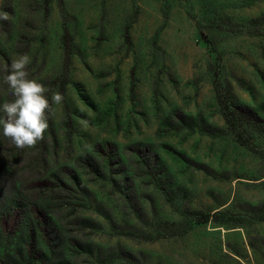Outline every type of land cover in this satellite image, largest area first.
<instances>
[{
    "label": "rangeland",
    "instance_id": "rangeland-1",
    "mask_svg": "<svg viewBox=\"0 0 264 264\" xmlns=\"http://www.w3.org/2000/svg\"><path fill=\"white\" fill-rule=\"evenodd\" d=\"M0 9L10 16L0 21V99L23 54L28 78L53 86L64 22L74 49L63 101L49 92L44 166L20 160L12 172L0 149L9 165L0 213L24 196L28 209L70 222L54 243L69 264H264V0H0ZM215 54L249 116L246 145L216 100ZM45 181L59 207L44 202ZM196 214L210 219L195 224ZM166 226L178 234L159 237ZM28 240L24 229L0 235V256L37 264Z\"/></svg>",
    "mask_w": 264,
    "mask_h": 264
},
{
    "label": "trees",
    "instance_id": "trees-1",
    "mask_svg": "<svg viewBox=\"0 0 264 264\" xmlns=\"http://www.w3.org/2000/svg\"><path fill=\"white\" fill-rule=\"evenodd\" d=\"M45 3L48 4L49 0H45ZM63 33L61 37L62 46H63V62L60 74L53 82V86L48 88L49 91L45 93V96L49 100V92L52 89H57V91L64 96L66 92V87L69 84V72L72 62V56L74 54L73 49V38L67 27L66 22L63 23ZM215 60L213 63H209L207 67L208 74L210 75V79L214 88L216 100L220 107L223 119L226 123L228 130L234 135L237 140L243 145H246V142L241 139V135L239 133V127L241 124L251 126L249 116L246 111L240 109L237 105L234 104L232 100V96L229 90L227 83L224 80L223 74V66L221 63V58L218 54H215ZM56 88H52V87ZM5 96L0 99V106L4 103L14 102L15 96L12 94V91L5 92ZM50 109V107H49ZM46 118L48 122V129L45 131L44 136L47 134L51 135L53 133L51 122L49 119V110H46ZM4 116V113L0 111V117ZM0 149L4 145H8V152H6L10 157L15 161V166L11 168L12 172H15L14 167H17L21 162L24 161L25 168L32 167L37 164L43 165L46 162V159L43 157L45 155V151L43 150L42 140L37 143L35 147L32 148H17L9 138H4L0 140ZM5 154V155H7ZM23 166V167H24ZM44 166V165H43ZM0 168H8L9 165L2 162L0 163ZM16 174V173H15ZM17 177V176H15ZM18 180V178H17ZM53 185V184H52ZM49 193L52 190L49 187V183L47 181L42 182L41 186ZM53 188L55 186L53 185ZM44 202L47 203V207L56 206L59 207L58 200L56 196L50 195L48 198L44 199ZM29 205V204H28ZM30 208L27 206V198L24 196L20 198L16 202L13 200L12 203L7 204L6 208L0 213V235L3 237L15 235L20 233L21 231L26 230L28 232L29 240L25 244V251L27 252V261L37 264H69L67 260H65L64 256L56 255L54 252V248H60L62 246L55 247L56 242L64 240L65 234L70 232L69 226L70 222H59L54 221V219L50 218L47 214L43 213L42 210L37 208L35 203H30ZM27 211H30L33 214L32 219L27 220ZM188 215V214H187ZM210 219L209 215L205 214H196L194 215L195 224H203L208 222ZM165 230H160L161 233L159 237H169L177 235L175 229H178L177 226H166ZM61 245H63L61 243ZM45 248L50 252V255H47L42 249ZM57 258H54V257ZM0 264H19L15 262L8 254L0 256Z\"/></svg>",
    "mask_w": 264,
    "mask_h": 264
},
{
    "label": "clouds",
    "instance_id": "clouds-1",
    "mask_svg": "<svg viewBox=\"0 0 264 264\" xmlns=\"http://www.w3.org/2000/svg\"><path fill=\"white\" fill-rule=\"evenodd\" d=\"M9 13L0 9V21H8ZM31 64L28 54L20 55L12 61L10 68L6 69L4 82L15 96L14 102L4 103L0 111L3 135L19 149L32 148L44 139L48 129L46 110H49V100L45 93L49 91L43 84L35 79H29L26 70ZM63 96L59 92L52 95V102L59 104Z\"/></svg>",
    "mask_w": 264,
    "mask_h": 264
}]
</instances>
